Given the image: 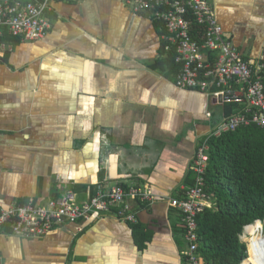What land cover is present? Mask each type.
Instances as JSON below:
<instances>
[{
	"label": "crops",
	"instance_id": "obj_1",
	"mask_svg": "<svg viewBox=\"0 0 264 264\" xmlns=\"http://www.w3.org/2000/svg\"><path fill=\"white\" fill-rule=\"evenodd\" d=\"M208 1L244 58L259 59L264 0ZM47 15L44 38L12 36L0 56V206L47 204L67 190L83 202L115 184L148 185L158 198L134 204L136 222L113 208L40 237L7 224L0 264H189L171 200L193 185L194 159L229 103L156 67L174 49L165 25L126 0H52Z\"/></svg>",
	"mask_w": 264,
	"mask_h": 264
},
{
	"label": "built area",
	"instance_id": "obj_2",
	"mask_svg": "<svg viewBox=\"0 0 264 264\" xmlns=\"http://www.w3.org/2000/svg\"><path fill=\"white\" fill-rule=\"evenodd\" d=\"M51 1L1 0L0 36L7 28L13 36L23 40L44 38L52 25L47 15L51 10ZM126 1L134 14L148 13L153 19L164 23L166 32L162 36L163 40L168 49L176 48V60L182 65L175 82L177 87L194 89L208 96L217 95L224 103L240 106V111L222 120L210 136L219 137L225 132L251 124L264 129V54L255 61L246 60L232 38L225 34L216 10L208 0ZM189 14L204 27L203 42L193 37ZM8 49L6 42H0V56ZM208 152L209 145L204 144L197 153L192 165L194 183L187 189L185 198L171 200V204L178 207L183 216L186 228L184 237L189 245V264H204L202 256L198 254L197 217L213 206L212 198L204 190L205 173L209 165ZM157 198L152 187L138 184H115L106 191L98 188L90 200L83 202L78 200L75 190H67L61 198L51 199L47 204L31 201L9 208L0 206V229L11 224L12 231L18 236H46L57 225L86 220L93 213L113 208L118 217L136 222L138 217L134 204L155 202ZM257 222L264 223L262 220ZM247 227L244 235L247 234ZM261 236H264V227Z\"/></svg>",
	"mask_w": 264,
	"mask_h": 264
},
{
	"label": "trees",
	"instance_id": "obj_3",
	"mask_svg": "<svg viewBox=\"0 0 264 264\" xmlns=\"http://www.w3.org/2000/svg\"><path fill=\"white\" fill-rule=\"evenodd\" d=\"M190 31L203 42L204 27L193 16H190ZM12 36L5 28L0 42ZM163 54L165 58L156 67L168 68L178 75L182 65L176 60V48L167 53L163 48ZM238 111L237 104L225 105V116ZM209 146L204 190L212 198L213 206L197 217L198 254L205 264H244L249 252L242 240L245 228L264 220V129L255 124L240 126L235 131L211 137Z\"/></svg>",
	"mask_w": 264,
	"mask_h": 264
},
{
	"label": "bare ground",
	"instance_id": "obj_4",
	"mask_svg": "<svg viewBox=\"0 0 264 264\" xmlns=\"http://www.w3.org/2000/svg\"><path fill=\"white\" fill-rule=\"evenodd\" d=\"M261 231L262 222H257L247 228V234L243 238V241L248 243L250 247L251 257L256 258L258 264H264V236H261ZM249 236H252V238H249ZM249 259L255 261L252 258Z\"/></svg>",
	"mask_w": 264,
	"mask_h": 264
},
{
	"label": "rangeland",
	"instance_id": "obj_5",
	"mask_svg": "<svg viewBox=\"0 0 264 264\" xmlns=\"http://www.w3.org/2000/svg\"><path fill=\"white\" fill-rule=\"evenodd\" d=\"M263 225H264V223H263ZM263 228V227H262ZM249 238H252V236H249ZM248 247H249V245H248ZM249 258H252V259H254L255 261L257 260L256 258H254V257H251V255H250V247H249V253H248V258L244 261V264H251L253 261L252 260H250ZM258 261V260H257Z\"/></svg>",
	"mask_w": 264,
	"mask_h": 264
},
{
	"label": "clouds",
	"instance_id": "obj_6",
	"mask_svg": "<svg viewBox=\"0 0 264 264\" xmlns=\"http://www.w3.org/2000/svg\"><path fill=\"white\" fill-rule=\"evenodd\" d=\"M255 224V223H254ZM251 225H253V224H251ZM249 226V225H248ZM247 248H248V243H247ZM249 253V252H248Z\"/></svg>",
	"mask_w": 264,
	"mask_h": 264
}]
</instances>
